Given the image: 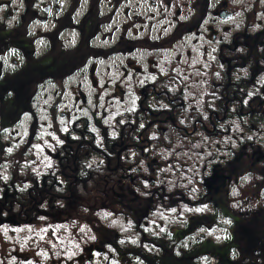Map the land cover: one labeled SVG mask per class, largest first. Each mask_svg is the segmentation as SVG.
Returning a JSON list of instances; mask_svg holds the SVG:
<instances>
[{"label": "flooded vegetation", "instance_id": "flooded-vegetation-1", "mask_svg": "<svg viewBox=\"0 0 264 264\" xmlns=\"http://www.w3.org/2000/svg\"><path fill=\"white\" fill-rule=\"evenodd\" d=\"M65 1L67 7L64 0H51L41 12H24L17 27L0 24V158L4 157L2 154L7 155L2 136L17 126L25 113L32 112L34 88L38 90L52 85L57 87L56 91H61L64 81L85 74L93 51L104 48L95 43L99 37L106 34L115 37L106 49L109 51L143 49L146 43L139 37L141 32L136 22L138 17H143L138 14L142 2L149 4L150 8H158L159 13H171L174 30L161 45L175 46L182 37L195 36L189 48L199 46L207 56L209 45H217V64L221 67L225 63L224 49L241 46L235 42L238 36L264 29L254 33L239 32L230 42L224 43L221 27L217 24L233 19L236 13L228 0ZM114 20L118 23L114 24ZM38 21L47 27L41 35L31 31L32 25ZM112 24L115 26L105 31ZM71 34L73 37L65 36ZM41 41L44 50L40 53L37 45ZM151 47L154 50L166 46L155 42ZM127 66L130 70H140L133 59L127 61ZM95 71L94 67L91 68V72ZM162 81L170 85L168 89L160 85ZM179 81L181 84L183 76L160 77L144 84L136 99V107L127 109L115 128L118 131L121 126L120 135L122 133L123 137L111 140L105 132L102 134L103 148L96 135L94 141L81 139L82 126L93 131L90 119L74 118L67 131L57 129L56 146L50 155L51 165L37 173L43 175L41 192L51 196L47 198L48 202H55L53 195L65 196L70 192L71 197L79 186L54 187L55 182L64 183L66 179L75 184L82 176L102 177L110 186L113 179L137 176L175 179L182 173L189 174L194 182L185 189L200 188L199 201L206 209L198 215H189L183 228L173 230V243L177 245L188 240V249H194L198 243L194 252L212 259L219 258L221 261L217 264H264V205L246 208L240 203L239 208H232L228 202V197L240 182L242 164L246 160L257 164L264 162V153L255 155L251 136L257 127L264 124V90L260 94L225 90L186 91L185 86L178 85ZM215 84L219 85V82ZM79 94L87 101L86 93L79 91ZM226 96L230 98L226 99ZM243 96L250 97L243 100ZM69 114L63 112L62 116L67 118ZM92 115L95 125L100 126L101 121ZM131 130L139 131L137 137ZM228 136L237 142V147L227 148L231 154L226 159L221 152L226 149L225 138ZM28 140H34L33 124ZM89 147L93 151L102 148L99 151L104 154L82 155L81 152ZM87 156L89 171H82L81 160H86ZM98 161L106 169L97 171ZM196 161L198 163L194 164ZM182 163L184 172L180 167ZM134 168L140 169L137 175ZM146 168L149 172L145 171ZM8 172L10 176L13 174ZM25 173L32 176V170ZM2 178L4 176L0 174V224L1 219L8 216L7 210L11 206L7 203L8 187L1 186ZM119 188V193L125 194V188ZM126 190L129 192L130 188ZM173 190L177 189L171 188ZM199 230L204 231L197 237ZM215 232L220 234L218 239L210 236Z\"/></svg>", "mask_w": 264, "mask_h": 264}, {"label": "rangeland", "instance_id": "rangeland-1", "mask_svg": "<svg viewBox=\"0 0 264 264\" xmlns=\"http://www.w3.org/2000/svg\"><path fill=\"white\" fill-rule=\"evenodd\" d=\"M50 1L0 0V24L6 27H17L16 24L24 12H41L42 7ZM228 1L236 13L233 19L217 24L221 27L224 43L230 42L232 37L238 35L239 32L254 33L264 27V0ZM142 4L138 14L140 16L142 14L143 17H138L136 22L141 32L139 37L146 43L143 49H125L121 52L106 50L115 38L106 34L105 37H99L95 41L97 46L104 48L93 51L89 68L85 74L76 79L64 81L61 91H56L57 87L52 85L38 90L34 88L32 112L25 113L21 122L1 138L7 155L2 154L1 156L4 157L0 158V162L2 164L10 160L9 169L8 167L0 169V174L4 176L3 182L10 179L8 170L13 174L18 173L12 171L16 165L20 167L21 173L28 170L41 173L47 170L51 165L50 155L55 149L58 138L56 130L67 131V127L73 123L74 118L90 119L92 133L96 135L98 143L101 141L103 148L105 145L102 134L105 135V132L109 135L116 134L115 128L120 124L125 111L136 107V99L140 95L141 87L148 82H153L160 77L169 79L170 76H183V81L181 84L179 81L178 85L185 86L186 91L213 89L210 83L217 74L216 72L222 69L217 64V45L209 43L210 50L207 56L199 46L189 48L190 42L195 38L192 35L182 37V41L176 43L175 46L161 45L164 38L174 30L171 13H159L158 8H150V5L145 2ZM67 5L68 3L64 0V6L67 7ZM211 22L210 14L209 23ZM117 23L118 20H114V24ZM114 24L105 31L111 30ZM46 29L47 27L38 21L37 24L32 25L31 31L41 35ZM65 36L73 37V34ZM155 42L166 47L153 50L150 46ZM37 49L40 53L44 50L42 41L38 43ZM225 54L229 55L227 48L224 49ZM130 59L135 60L140 68L139 71L130 70L127 66V61ZM93 67L96 69L94 73L91 72ZM79 91L86 93L87 101L84 100L85 97L82 94H79ZM63 112L70 114L67 118H63ZM92 114H95V117L101 121L100 126L95 125ZM32 124L34 125V140L29 141L28 135ZM251 136L254 141L255 155L263 154L264 124L257 127ZM231 138L232 136L225 138L226 149L221 152L226 159L231 154V150L227 148L236 149L237 147V142ZM196 163L198 162L194 164ZM194 164L193 171H195ZM180 167H185L184 163L180 164ZM240 175L236 190L228 197L230 206L239 208L240 203L246 208L263 206L264 162L257 164L252 160H246L242 164ZM193 182L192 177L184 173L175 179L160 178L159 180L161 184H168L170 189L190 187ZM187 196L188 201L177 208L157 209L142 228L150 236L173 237V230L183 228L189 215H198L206 209L199 201L201 200L200 188L188 191ZM98 217L103 223L120 232L123 236L122 244L125 246L140 244L141 235L136 231L130 218L112 216L106 211L100 212ZM203 231L199 230L196 236L200 237ZM99 232L97 227H91L88 224H80L77 228L55 224L53 227L49 226L41 230L35 227L30 229L28 226L5 224L0 226V264H145L141 260L129 259L127 256L117 262L116 257L110 256L112 249L109 251L108 249L101 251L95 247L91 249L92 244L100 242ZM216 232L210 236L218 239L220 234ZM188 244V240L184 241L177 249L178 252L181 253L188 249Z\"/></svg>", "mask_w": 264, "mask_h": 264}, {"label": "trees", "instance_id": "trees-1", "mask_svg": "<svg viewBox=\"0 0 264 264\" xmlns=\"http://www.w3.org/2000/svg\"><path fill=\"white\" fill-rule=\"evenodd\" d=\"M235 42L241 46L232 49L227 48L229 55H224L225 63L210 83L213 86L212 90L260 94L264 90V29L255 34H242L237 37ZM215 82H219V85ZM160 85L164 89H168L170 86L166 81H162ZM249 97L243 96L241 99L244 100ZM225 98L229 99L230 96ZM84 128L85 126H82L81 139L88 138L94 141L93 133L89 128ZM120 130L121 126L115 135L106 133L108 135L106 137L111 140L112 138L123 137L122 133L120 135ZM131 132H134L137 137L139 131L131 130ZM87 149L81 154H94L96 156L104 154V152L99 151L102 148L96 151L90 147ZM88 160L89 156L86 157V160H81L82 171H89ZM125 163L129 164V162ZM1 167H8L9 169V161L2 163ZM132 167H137V165ZM104 169H106L105 165L103 166L98 161L96 170ZM139 170V168H134L136 175ZM12 171L18 173L15 174L14 172L8 181L1 183L2 187H8L7 203L11 206L7 210L9 211L8 216L1 219L0 226L11 224L13 226H28L30 229L35 227L41 230L49 226L53 227L55 224L73 228H77L80 224H88L91 227H97L100 231L99 234H101L100 242L91 245L93 249L94 247L101 251L112 249L113 252L110 253V256L116 257L117 262L126 256L129 259L141 260L145 264H217L221 261L219 258L212 259L204 257L205 255L202 254H196L194 250L199 246L198 243H195L197 247L194 249H185L180 253L177 249L181 244L173 243L174 236L171 238L150 236L142 228L157 209L177 208L180 204L187 202L188 190H185V187L171 191L168 184L159 183L160 178L152 179L138 176L113 179L109 186L108 180L105 178L96 177L93 179L82 176L79 182L75 184L68 179L64 180V183L55 182L54 187L68 188L69 184L71 187L79 186L73 190L74 194L71 197H69L70 192H67L65 196L53 195L52 198L55 202H48L47 198L51 196L41 192L43 175L32 171V176L31 174L28 176V173H21V169L17 165L12 168ZM145 171L149 172V169L146 168ZM169 184L171 185V182ZM119 187L125 188V194L119 193L121 190ZM127 187L130 188L129 192L126 190ZM134 191L138 194L137 197L133 194ZM1 196H4L3 193ZM104 211L109 212L112 216L130 218L136 227V231L141 235L140 244L127 246L122 244L123 236L120 232L103 223L98 217L100 212Z\"/></svg>", "mask_w": 264, "mask_h": 264}, {"label": "water", "instance_id": "water-1", "mask_svg": "<svg viewBox=\"0 0 264 264\" xmlns=\"http://www.w3.org/2000/svg\"><path fill=\"white\" fill-rule=\"evenodd\" d=\"M133 194L135 195V197H137V196H138V194L136 193V191H134V192H133Z\"/></svg>", "mask_w": 264, "mask_h": 264}]
</instances>
